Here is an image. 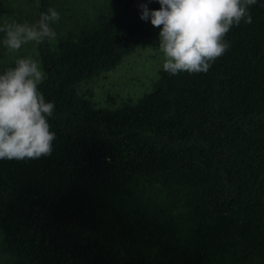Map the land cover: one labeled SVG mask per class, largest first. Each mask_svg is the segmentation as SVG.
Returning a JSON list of instances; mask_svg holds the SVG:
<instances>
[{
	"label": "trees",
	"instance_id": "1",
	"mask_svg": "<svg viewBox=\"0 0 264 264\" xmlns=\"http://www.w3.org/2000/svg\"><path fill=\"white\" fill-rule=\"evenodd\" d=\"M141 4L160 8L107 0L36 44L56 139L49 156L0 160L5 264H264V0L207 73L161 66L136 100L96 106L76 85L160 31Z\"/></svg>",
	"mask_w": 264,
	"mask_h": 264
},
{
	"label": "clouds",
	"instance_id": "2",
	"mask_svg": "<svg viewBox=\"0 0 264 264\" xmlns=\"http://www.w3.org/2000/svg\"><path fill=\"white\" fill-rule=\"evenodd\" d=\"M257 0H158L160 8L150 10L141 4L142 20H149L158 33V48L163 53V70L207 73L212 63L230 47L225 34L243 19L252 23L249 6ZM52 8L41 13L35 24L5 23L0 32L3 44L18 51L30 42L54 40L52 24L59 21ZM162 26V27H161ZM46 78L39 60L19 58L14 68L0 74V160L23 161L49 156L53 151L54 131L49 118L55 104L46 101L38 85Z\"/></svg>",
	"mask_w": 264,
	"mask_h": 264
},
{
	"label": "rangeland",
	"instance_id": "3",
	"mask_svg": "<svg viewBox=\"0 0 264 264\" xmlns=\"http://www.w3.org/2000/svg\"><path fill=\"white\" fill-rule=\"evenodd\" d=\"M106 1L51 0L47 10L55 9L60 19L74 20L83 15L91 16ZM37 5L38 0H0V25L13 22L32 24ZM58 22L52 24L53 29L58 27ZM4 38L5 34L0 32V66L12 59L29 56L38 60L34 42L23 45L18 51H13L5 47ZM158 45L157 34L152 40L125 54L112 68L97 72L79 82L76 85L77 93L88 96L96 106H114L121 100H136L149 90L163 64L164 56ZM6 258L0 253V264H5Z\"/></svg>",
	"mask_w": 264,
	"mask_h": 264
}]
</instances>
